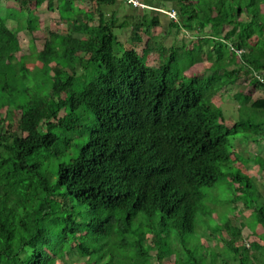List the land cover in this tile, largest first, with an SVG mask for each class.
Returning a JSON list of instances; mask_svg holds the SVG:
<instances>
[{
	"label": "trees",
	"instance_id": "obj_1",
	"mask_svg": "<svg viewBox=\"0 0 264 264\" xmlns=\"http://www.w3.org/2000/svg\"><path fill=\"white\" fill-rule=\"evenodd\" d=\"M29 1L14 0L21 23L0 16V264H164L168 249L174 264H264V0H181L170 33L187 35L169 46L144 42L158 17H138L126 45L101 7ZM44 1L66 27L25 53ZM243 79L245 117H226ZM221 180L260 225L229 219L185 254L175 238L196 235Z\"/></svg>",
	"mask_w": 264,
	"mask_h": 264
},
{
	"label": "rangeland",
	"instance_id": "obj_2",
	"mask_svg": "<svg viewBox=\"0 0 264 264\" xmlns=\"http://www.w3.org/2000/svg\"><path fill=\"white\" fill-rule=\"evenodd\" d=\"M57 1V0H54ZM74 2H79V0H74ZM14 1H9V0H0V16L3 17L5 19V21L7 23H10L9 25L11 26V24H15V23H21L22 22V17L20 15L17 14V11L15 10V8H13L14 6ZM30 4V8L34 9L36 8V1H29ZM88 4H86L87 6ZM77 9H79L78 6H76ZM40 9L39 12L37 13V17L39 20V24H40V29L35 31L33 35H29L28 33H26L25 31H20L19 32V37H20V41L21 44L23 46V50L25 53L27 52H31L34 50V46L32 43V37L34 38V43L37 49H41L42 48V43L44 38H46L49 35V32L51 30H56V29H62L65 28V22L61 21L60 17H59V13L56 9H54V11H49L47 10L45 7L38 8ZM75 12V11H74ZM70 14V12H66V15L68 16ZM35 18H36V14H35ZM37 19V18H36ZM163 29H165L163 27ZM172 33L170 34L172 37H169L168 39H164V36L162 34L156 36L154 38V41H156V43L160 46H169L173 43L174 39L173 37H175V28H172ZM117 37L119 40L124 41L126 43V45H129L130 42V37H131V33L130 34H124L121 33V29L119 28L116 31ZM32 36V37H31ZM36 38H35V37ZM124 42H122L124 44ZM142 50V46L138 47V51L141 52ZM168 55L165 56V60L167 59ZM189 58V57H188ZM190 59V58H189ZM184 62H186V59H183ZM28 65L30 66V63H28ZM34 64H31V66H33ZM202 65V70L200 71L204 76L211 73V72H207V70L204 71V67L206 68V65H210V61H204V63L201 64ZM179 65H175L174 66V70H179ZM193 71L196 72L197 67H192L191 68ZM246 80L243 79L240 82H237L236 84H231L228 85L226 87V91H225V99L226 101L223 103V110L225 111L224 113L226 114V117H233L235 119H237L238 117H245L244 112L242 113H238V111H236L237 107L239 106L238 101L234 98V93L240 90H249L246 89L248 87V85L246 84ZM22 87V86H21ZM263 93L264 91H260V90H256L254 91V93ZM260 93V94H261ZM240 133H239V137H240ZM250 148H255V144L250 143L249 145ZM251 151V149L246 151V154L248 156V153ZM245 154V155H246ZM250 164H252V162H250ZM206 193V197L204 199V203L206 204V206L204 208L201 209V211L199 210V212L197 213V220H198V227H197V233L196 235H190L189 237L185 238V241L183 240L182 242L179 241L177 239V237L175 238V240L178 242V247L182 250V252H184L185 254H187V252L185 251V242L187 243V245L189 246V248L196 250L197 254L200 253V250L198 248L199 245V238L201 237V235L203 234V230L206 228H210L211 230H214V233L220 234L221 233V227L224 225V223L226 221H228L229 219L237 226H239L241 224V221L243 222H247L252 228L254 227H258L256 222H257V215H253L252 213L249 214V207L244 206L243 203H239L238 206V210H242L243 212H238L237 210L233 209L232 207H230V205L228 204L227 200H229L232 196V192H235V189H233L229 183L228 180L224 181H218L214 186L211 187H207L205 188ZM71 204L73 206H78V203L76 201H74L73 199H71ZM234 215V216H233ZM240 227V226H239ZM224 230V229H223ZM248 231V230H247ZM247 231H245L247 233ZM228 230L224 232L225 236H229V234H227ZM200 237H199V236ZM204 235V234H203ZM220 237V236H218ZM260 238V236H258ZM229 238V237H228ZM202 239V237H201ZM174 240V238H173ZM246 241V240H245ZM202 242H204V238L202 239ZM215 242L214 239H209L206 244L209 245H213ZM113 252L116 255H122L126 252V250L122 247H118V248H114ZM152 255L155 254V251L151 252ZM182 254V253H180ZM78 257V256H75ZM186 257L184 256V260L182 263H184ZM77 262H72L70 264H82L81 262H79V260L76 258ZM175 261V256L173 253L170 252V249H168L166 251V257L164 259V264H174ZM204 263H206V260L204 261ZM221 263V262H219ZM59 264H68V263H59ZM149 264H152L149 261ZM222 264V263H221Z\"/></svg>",
	"mask_w": 264,
	"mask_h": 264
},
{
	"label": "crops",
	"instance_id": "obj_3",
	"mask_svg": "<svg viewBox=\"0 0 264 264\" xmlns=\"http://www.w3.org/2000/svg\"><path fill=\"white\" fill-rule=\"evenodd\" d=\"M14 1V0H9ZM142 5L141 6H134L133 4L129 3L127 0H103V1H94V0H79L77 2V6L79 8H93L97 9V7H101L104 12V16L102 17V20H113L119 26H125V28H121V33L124 34H130L133 32L132 25L136 23V20L138 17H147V18H154L158 17L160 19V26L157 27L153 33L151 34H143L144 36V42H147L149 38H155L156 36L162 34L164 36V39H168L169 37H172L170 34V26L173 21V18H171L166 11H175L176 15L179 10L180 1L181 0H138ZM104 2V3H103ZM102 3V4H101ZM47 1H44V3L41 5V9L43 7L46 8ZM86 4H88L86 6ZM99 16H95V21L98 23ZM177 20V17L176 19ZM163 27L165 29H163ZM119 28L115 29L117 31ZM187 32L180 29L177 32H175L178 37L183 38L184 35ZM159 37V36H158ZM175 37H173L175 41ZM161 38V37H159ZM145 46H142V48ZM155 52L157 49H153ZM208 66V65H206ZM198 70H202V65L200 64L198 66Z\"/></svg>",
	"mask_w": 264,
	"mask_h": 264
},
{
	"label": "built area",
	"instance_id": "obj_4",
	"mask_svg": "<svg viewBox=\"0 0 264 264\" xmlns=\"http://www.w3.org/2000/svg\"><path fill=\"white\" fill-rule=\"evenodd\" d=\"M129 3L133 4L134 6H141L142 4L138 0H127ZM166 13L171 17L175 18L176 13L175 11H166ZM238 53L242 52V49L236 50Z\"/></svg>",
	"mask_w": 264,
	"mask_h": 264
},
{
	"label": "clouds",
	"instance_id": "obj_5",
	"mask_svg": "<svg viewBox=\"0 0 264 264\" xmlns=\"http://www.w3.org/2000/svg\"><path fill=\"white\" fill-rule=\"evenodd\" d=\"M176 13V12H175ZM176 17H177V15H176ZM176 17L175 18H173V19H176Z\"/></svg>",
	"mask_w": 264,
	"mask_h": 264
}]
</instances>
